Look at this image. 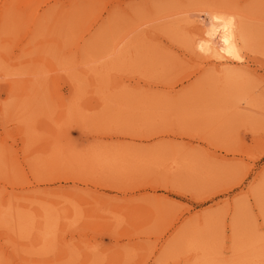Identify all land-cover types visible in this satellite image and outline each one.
I'll list each match as a JSON object with an SVG mask.
<instances>
[{
    "label": "rangeland",
    "instance_id": "obj_1",
    "mask_svg": "<svg viewBox=\"0 0 264 264\" xmlns=\"http://www.w3.org/2000/svg\"><path fill=\"white\" fill-rule=\"evenodd\" d=\"M210 263L264 264V0H0V264Z\"/></svg>",
    "mask_w": 264,
    "mask_h": 264
},
{
    "label": "bare ground",
    "instance_id": "obj_2",
    "mask_svg": "<svg viewBox=\"0 0 264 264\" xmlns=\"http://www.w3.org/2000/svg\"><path fill=\"white\" fill-rule=\"evenodd\" d=\"M232 13H234V11H233ZM232 13H231V14H232ZM237 14H238V13H237ZM226 15H227V14H226ZM233 15H235V14H233ZM245 15H246V14H245ZM221 17H222V16H221ZM221 17H220V18H221ZM236 17H237V16H236ZM243 17H244V16H243ZM243 17H242V18H243ZM224 18H225V17H224ZM229 18H230V16H229ZM239 18H240V17H239ZM216 20H217V19H216ZM240 20H241V18H240ZM218 21L220 22V20H217V24L219 25ZM241 21H242V20H241ZM223 22H224V21H223ZM223 22H222V26H223ZM217 24H216V25H217ZM220 24H221V23H220ZM222 26H221V27H222ZM221 27H220V28H221ZM240 28H241V27H240ZM242 30L244 31V28H243ZM243 31H242V32H243ZM221 32H222V31H221ZM247 40H248V39H247ZM210 256H211V255H210ZM210 256H209V257H210ZM207 258H208V254H207ZM207 258H205V259L207 260ZM209 259H210V258H209ZM213 259H214V258H213ZM212 261H213V260H212ZM210 264H212V263H210Z\"/></svg>",
    "mask_w": 264,
    "mask_h": 264
}]
</instances>
